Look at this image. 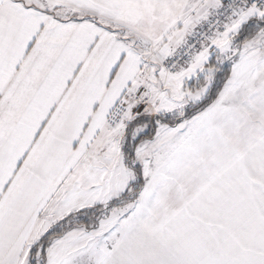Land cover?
I'll return each mask as SVG.
<instances>
[{
  "label": "snow or ice",
  "instance_id": "1",
  "mask_svg": "<svg viewBox=\"0 0 264 264\" xmlns=\"http://www.w3.org/2000/svg\"><path fill=\"white\" fill-rule=\"evenodd\" d=\"M0 264H264V0H0Z\"/></svg>",
  "mask_w": 264,
  "mask_h": 264
}]
</instances>
